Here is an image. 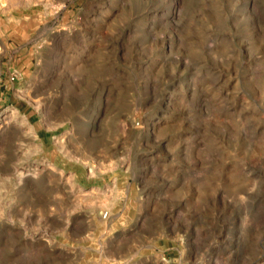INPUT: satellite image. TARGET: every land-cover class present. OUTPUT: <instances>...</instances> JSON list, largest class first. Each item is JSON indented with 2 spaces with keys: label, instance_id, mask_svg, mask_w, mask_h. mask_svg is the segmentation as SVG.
<instances>
[{
  "label": "rangeland",
  "instance_id": "obj_1",
  "mask_svg": "<svg viewBox=\"0 0 264 264\" xmlns=\"http://www.w3.org/2000/svg\"><path fill=\"white\" fill-rule=\"evenodd\" d=\"M0 264H264V0H0Z\"/></svg>",
  "mask_w": 264,
  "mask_h": 264
},
{
  "label": "built area",
  "instance_id": "obj_2",
  "mask_svg": "<svg viewBox=\"0 0 264 264\" xmlns=\"http://www.w3.org/2000/svg\"><path fill=\"white\" fill-rule=\"evenodd\" d=\"M18 78L19 73L16 71L9 72L5 78L0 75V86L3 88L6 84H13L16 80H18Z\"/></svg>",
  "mask_w": 264,
  "mask_h": 264
}]
</instances>
